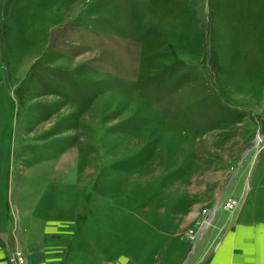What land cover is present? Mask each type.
<instances>
[{"label": "rangeland", "instance_id": "374dc122", "mask_svg": "<svg viewBox=\"0 0 264 264\" xmlns=\"http://www.w3.org/2000/svg\"><path fill=\"white\" fill-rule=\"evenodd\" d=\"M249 219L264 0H0V264H193Z\"/></svg>", "mask_w": 264, "mask_h": 264}, {"label": "crops", "instance_id": "0c3cea01", "mask_svg": "<svg viewBox=\"0 0 264 264\" xmlns=\"http://www.w3.org/2000/svg\"><path fill=\"white\" fill-rule=\"evenodd\" d=\"M218 234L193 264H264V221L227 222Z\"/></svg>", "mask_w": 264, "mask_h": 264}, {"label": "built area", "instance_id": "2783aa9c", "mask_svg": "<svg viewBox=\"0 0 264 264\" xmlns=\"http://www.w3.org/2000/svg\"><path fill=\"white\" fill-rule=\"evenodd\" d=\"M229 206H231V205H229Z\"/></svg>", "mask_w": 264, "mask_h": 264}]
</instances>
